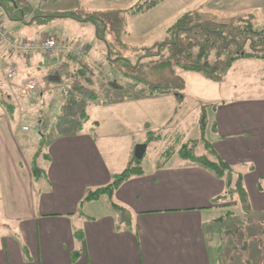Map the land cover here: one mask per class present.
<instances>
[{"label": "crops", "instance_id": "1", "mask_svg": "<svg viewBox=\"0 0 264 264\" xmlns=\"http://www.w3.org/2000/svg\"><path fill=\"white\" fill-rule=\"evenodd\" d=\"M31 1L36 3V9L44 2L39 16L51 18L49 23L74 27L88 23L70 19L66 14L100 12L106 5L129 7L139 0ZM190 1H162L134 18L133 32L143 34L158 27L150 35L159 33ZM229 1L235 6L241 0ZM222 4L216 0L214 5L227 8L226 1ZM241 6L259 12L256 14L262 20L264 0H244ZM49 10L54 11L52 16L45 15ZM32 20H1L0 25L16 42L53 35L31 33ZM162 31L165 37L166 30ZM53 36L65 41L61 36ZM90 41L86 45L88 50L97 53L102 46L94 34ZM54 56L57 57L34 54L22 58L9 54L0 44V198L4 213L0 223V264H218V230L227 225L224 222L229 212L222 203L227 195L226 182L176 153L173 156L178 161L167 165L173 156L165 160L163 152L173 145L180 146L175 131L178 121H174V97L156 98L150 93L135 98L139 99L134 104L141 106L140 112L149 111L154 116L152 112L157 110L156 117L163 120L158 125L155 117V124L151 123V131L158 135L150 139L166 143L155 168L150 172L143 169L142 175L122 183L110 197L83 202L88 192L107 186L114 175L135 159L134 146L140 143L128 133H116L112 125L104 127L100 116L86 114V106L85 118L81 117L82 111L69 114L65 118L69 122L63 126L67 130L61 131L62 118L58 113L62 106L53 111L55 105L48 95L53 92L56 96L65 85L59 74L77 63L59 54ZM7 63H14L10 66L17 70L12 80L4 75ZM252 69L258 72L257 84L247 81V72ZM229 76L235 77L229 80ZM30 80L36 81L44 93L22 95V85ZM225 83L229 90H225L224 97L211 100L213 128L209 136L206 130L205 137L223 161L243 169L250 206L264 210V60L235 61L225 78L214 84ZM214 90L212 87L211 95ZM66 95H61L65 101ZM150 99L151 106H145ZM156 101L162 106L155 110L152 105ZM117 104H112L117 111L118 107L125 108L124 104ZM107 106L93 105L95 111ZM119 115L127 117L126 113ZM169 123L173 126L171 131L161 132ZM83 124L95 129L85 130ZM147 124L148 120L140 119L138 128ZM27 126L30 131L23 132L22 127ZM40 127L45 131L40 132ZM48 130L56 136L42 147L44 164L38 166V150ZM146 150L147 146L144 153ZM33 168L40 170L39 175H33Z\"/></svg>", "mask_w": 264, "mask_h": 264}, {"label": "rangeland", "instance_id": "2", "mask_svg": "<svg viewBox=\"0 0 264 264\" xmlns=\"http://www.w3.org/2000/svg\"><path fill=\"white\" fill-rule=\"evenodd\" d=\"M220 1L221 4L223 3V1H226L228 5L227 8H223L222 6L221 8H217V6L214 5L216 0L190 1V5L188 7L181 9L180 13H176L177 15L175 14L171 18L170 24H164L160 32H156L152 36L150 34L154 32L158 27H156L154 30L152 29V31H149L147 33L137 34L136 32L134 33L132 29V22L134 18H128V31L130 32V38L132 39H127V36L121 38V35L117 36L116 40L114 39V36L113 38H111V33L107 29H104L101 23H98V25H95L94 23H88L86 24L87 26L74 27L66 24L60 25L51 22L49 23L51 18H39V15L41 14L39 10L45 8L44 2L42 1L39 3V8L36 9V3L31 0H0V2H2L4 6L2 7V4L0 3V21L6 20V22H8L7 20H9V18L5 13V10H7L11 16L19 19L17 22L21 21L22 18H24L26 22L34 18L32 20L33 24L30 25L31 23H29V27L32 26L31 33L33 34L38 35L43 32H48L53 33V35L56 34V36L58 37L61 36L65 41H74V44L61 41L60 39L54 37L51 34H46L43 38H56L57 41H60L69 47H77V49L80 52L82 51L83 54L74 56L71 50L61 54L60 57H71L72 61L76 62L77 64L71 70H67L59 74L61 75L60 79H62L60 81L64 80L63 83L65 85L60 88V91L58 90L59 92L56 94V96L53 94V92H50V94L48 95V98L51 99L50 101L52 102L53 106L55 105L53 111L57 110L60 105L62 106L60 113H58V117L62 118L61 123L63 124L65 122H69L67 121L68 119H66L65 121V118H67L69 114L77 115L80 111H82L83 107L86 106V114L88 116H100L99 118L103 122V125H105L104 127L109 124L112 125L116 133L117 130H120L119 133L124 132L130 134L131 136H135L133 138H135V141L140 144L135 145L134 149L138 145L147 146L146 153H144L141 159V165L145 172H150L155 168V162L159 160L160 154L164 146L166 145L164 141L160 140L162 139V137L159 139L160 141L155 140V142L150 139L152 136L154 137L158 135L156 131H151V123H154V118L158 114L156 109L161 108L162 105H160L157 101L154 104L152 103V106H154L156 110L152 112L155 113V115L152 116L149 111L140 112L141 106L134 104V102L139 99L135 98L149 96L151 95L150 93H152V95H154L156 98H164L165 96L169 97L171 95L174 97L176 104V115L174 121H178V125L175 126V131H177V133L179 134V145H181L184 144L187 139H195L199 136L198 119L202 107H205L207 110L206 114L208 115L209 122L206 126V130H209L207 132V135H210V129L213 118L211 109V105H213V103L211 102V100L216 99L217 97H224L225 90L226 93L229 90L228 85H226L225 83L218 84V86L217 84L208 81L204 76H202V74L183 72L180 73V75L184 80V86L183 89L178 91L176 94H173L171 91H150V89H148L145 85L135 84L131 80L124 78L119 68L121 64H117L114 62L109 65L108 68L112 75H110L108 72H103V69H100L99 67V64L101 65L102 63H104L102 53L100 52V50H97V53H92L88 50L89 47L86 45L90 44L91 35L94 34V37L97 39L98 44L102 46V40L109 41V44L112 45V48L116 46L115 53L117 54V56H119L118 54H122V58L130 60L134 58L133 54L135 52L142 54L146 50L152 51V49H154L153 47L159 44V42H161L163 38L164 40H166L169 36L166 34L165 37H163L162 30H167L169 27H171L177 20V18L182 16L184 13H198V15H200L201 17L203 15L205 20L208 17V20H212V16L214 15L219 16V18L227 19L231 17L236 18L239 16L244 18L246 17V15L252 14L257 19L261 20V17L256 14L259 12L253 11L254 9L252 8H241V4L244 5V0H241L242 2H237L235 6H233V1ZM250 4L251 3H249V5ZM14 7H16V9H14ZM53 14L54 11L49 10L48 12H46L45 15L52 16ZM261 16H263L262 21L264 22V15L262 13ZM20 25L24 27L23 24ZM17 32L18 31L16 30L11 34L14 35ZM25 35L26 37H30L28 34ZM97 35L101 40H98ZM77 38L81 40H78ZM121 39L128 46L126 50H123V48L119 46V42L121 41ZM77 43L85 45L80 46ZM52 57L57 56L53 55L50 58ZM86 61H88L89 63ZM7 64L8 65H6V67L13 65L14 63ZM91 68L98 70V72L93 74ZM247 74H249L247 81H249L250 83L257 84V70H249ZM103 75L107 76L106 80H104ZM230 77L231 76L228 77L229 80ZM232 77L234 78L235 76ZM229 80L226 79V81ZM34 82L39 87V84L36 81ZM110 83L114 87L111 88L109 86ZM212 87H214L215 90L211 95ZM53 88L54 89L52 90L55 91L56 88L54 86ZM41 91H43L44 93L43 88L39 87L37 93ZM61 95L63 97L64 95H66L67 101L62 99ZM54 96L56 98H54ZM76 101L78 103H75ZM150 101L153 100L150 99L148 103H145V106H151ZM130 102L133 103L129 104ZM101 103L107 104V108H97L95 111L93 105ZM115 103H118L117 105L124 104L125 108L118 107L117 111V109L112 105ZM121 113H126L127 117H121L119 115ZM140 119L148 120V124L138 128ZM155 122L158 125H162L163 120L161 119V117L157 116ZM83 125L85 126V130H89L91 128L93 130L95 129V126H91L88 124ZM27 127L29 128V126ZM172 127V124L169 123L168 128L164 129L161 132H170ZM39 129L40 132L45 131V129H41V127ZM100 130H104V128H101ZM47 132L48 135H43L44 140L42 144L40 143L41 147L38 150V166L44 164L42 160L43 152L41 151V149L50 140L49 130ZM177 159V156H173L170 160L167 161V165L172 166L176 161H178ZM243 172V169H241L240 167L232 169L231 174L229 176V179L232 183V186L230 187V193L232 194L230 199H228V195H226L225 199H222V203L230 205L228 206V208H224H227L230 211L231 216L230 219H227L224 222V224L226 223L227 225L218 230V238L216 242L218 245V264H244V262L249 263V261V264H264V210H255L252 206H250V204L249 209L247 208L243 194L245 193L246 198L249 199V192L246 191L243 182ZM239 182L242 184V190L244 192L239 189ZM260 185L261 187L263 186L261 182ZM230 220L233 221V224L232 222H230ZM2 221H4V213L3 203L0 198V223ZM231 236H234L232 240ZM246 245L248 248H246Z\"/></svg>", "mask_w": 264, "mask_h": 264}, {"label": "trees", "instance_id": "3", "mask_svg": "<svg viewBox=\"0 0 264 264\" xmlns=\"http://www.w3.org/2000/svg\"><path fill=\"white\" fill-rule=\"evenodd\" d=\"M162 1L164 0H140L129 7L106 5V8L100 12L86 13V15L69 13L65 16L78 22L94 23L95 25L101 23L104 29L111 33V38L114 36L115 40L119 35H121V38L127 36V39H132L128 31V18L142 15ZM0 3L4 7L3 3ZM5 13L9 20H19L11 16L7 10H5ZM39 18L47 19L48 17L39 16ZM208 18L205 20L203 15L201 17L198 13H184L166 30L165 35L169 36L167 39L165 38L166 40L163 38L164 41L162 40L155 45L152 51L146 50L142 54L135 52L133 54L134 58L130 60L122 58V54L117 56L115 53L116 46L112 48L109 41L102 40L103 45L99 50L102 53L104 63L99 64V67L103 69V72L112 75L108 68L109 65L114 62L121 64L119 68L122 76L133 83L143 84L150 91H171L176 94L184 86V80L180 73L202 74L208 81L219 83L235 61L242 59L264 60V22L262 20L257 19L252 14L246 15L244 18L239 16L226 19L219 18L216 15L212 16V20H208ZM21 21L25 22L24 18ZM97 38L101 40L98 35ZM119 46L123 50L128 47L122 39ZM42 57L46 58L45 56ZM69 58L72 60L71 57ZM91 70L93 74L98 72L96 69L91 68ZM106 77V75H103L104 80H106ZM109 86L114 87L111 83ZM201 109L198 119L199 136L178 147L173 145L166 149L163 152V158L166 160L176 153L179 158L196 164L216 178L224 179L227 187L226 194L230 199L232 183L229 176L233 167L217 155L211 142L205 137L209 120L206 108L202 107ZM81 117L82 119L85 118L84 113ZM63 125L66 124L63 123ZM62 126H59L61 131H66L67 128H62ZM211 126L213 128V125ZM54 136L56 135L51 134L50 139ZM39 172L40 170L37 168L32 169L34 176L39 175ZM143 173L141 161L133 159L128 162L123 171L112 177L107 186L88 192L83 202L97 200L100 196L110 197L122 183ZM238 187L241 190L243 189L240 182ZM258 187L262 188L260 184H258ZM243 196L249 209V202L245 193ZM225 198L226 195L223 199ZM226 206L230 205L226 204ZM230 216L229 211L226 219H230ZM230 222L233 224L232 220ZM232 238L234 236H231V240ZM246 248H248L247 245ZM247 263L244 262V264Z\"/></svg>", "mask_w": 264, "mask_h": 264}, {"label": "built area", "instance_id": "4", "mask_svg": "<svg viewBox=\"0 0 264 264\" xmlns=\"http://www.w3.org/2000/svg\"><path fill=\"white\" fill-rule=\"evenodd\" d=\"M44 36L37 41L22 40L16 42L12 37H9L7 33L1 28L0 25V44H3L4 49H7L8 53L15 56H20L22 58H28L34 54H40L47 58L55 54L61 55L64 52L71 50L74 56L81 55L77 47H69L66 44L57 41L56 38H46ZM83 55V54H82ZM5 78L7 80H12L17 76V70L13 66H8L5 68L4 72ZM37 85L32 81H27L22 85L21 93L22 95H34L37 93ZM23 132H28V127H22Z\"/></svg>", "mask_w": 264, "mask_h": 264}, {"label": "water", "instance_id": "5", "mask_svg": "<svg viewBox=\"0 0 264 264\" xmlns=\"http://www.w3.org/2000/svg\"><path fill=\"white\" fill-rule=\"evenodd\" d=\"M146 146H137L135 147L134 157L136 160L140 161L142 159L143 153L145 152Z\"/></svg>", "mask_w": 264, "mask_h": 264}]
</instances>
